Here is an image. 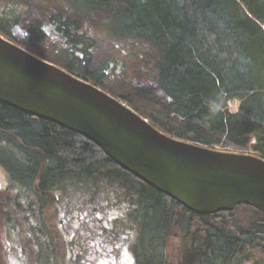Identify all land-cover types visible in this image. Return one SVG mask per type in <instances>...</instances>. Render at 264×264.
I'll return each instance as SVG.
<instances>
[{
  "label": "trees",
  "instance_id": "1",
  "mask_svg": "<svg viewBox=\"0 0 264 264\" xmlns=\"http://www.w3.org/2000/svg\"><path fill=\"white\" fill-rule=\"evenodd\" d=\"M0 35L122 98L174 138L250 148L264 159V0H0ZM121 70L149 112L107 85ZM233 99L240 102L235 113L227 109ZM0 166L28 187L38 183L36 192L53 180L119 178L140 203L135 264H165L168 242L177 257L166 264H264V210L238 203L230 211L195 212L85 136L2 101Z\"/></svg>",
  "mask_w": 264,
  "mask_h": 264
},
{
  "label": "water",
  "instance_id": "2",
  "mask_svg": "<svg viewBox=\"0 0 264 264\" xmlns=\"http://www.w3.org/2000/svg\"><path fill=\"white\" fill-rule=\"evenodd\" d=\"M0 101L77 132L119 166L202 214L264 210V159L174 138L124 102L0 35Z\"/></svg>",
  "mask_w": 264,
  "mask_h": 264
},
{
  "label": "rangeland",
  "instance_id": "3",
  "mask_svg": "<svg viewBox=\"0 0 264 264\" xmlns=\"http://www.w3.org/2000/svg\"><path fill=\"white\" fill-rule=\"evenodd\" d=\"M110 45L108 41L105 46ZM115 48L119 49L117 52L121 55H126L119 44ZM135 54L138 55L139 50ZM114 77L106 79L110 89L117 96L130 93L131 100L138 102L135 104L144 112H149L151 105L140 102L133 94L128 73L121 70ZM239 103L238 99L227 102L228 111L235 113ZM245 152L252 153L250 148ZM0 168L5 181V190L0 192V222L7 218V231L1 241L9 242L15 251L21 252L8 255V251L1 250L0 245V264H65L70 259L69 238L71 243L74 242L73 255L79 258L77 264H135L134 250L142 242L139 235L140 217L135 211L140 203L136 193L124 188L119 178L101 174L89 181L53 180L51 187L46 186L45 191L36 192L38 183L28 187L25 180L18 181L14 173L2 166ZM35 193L39 196L36 197ZM6 211L9 212L8 216ZM26 215L31 218L27 220ZM62 223V227H59ZM58 236H61L59 241L56 240ZM53 240L57 246L49 247ZM183 244L191 253L188 240ZM167 245L164 252L167 260L176 258L177 252L172 244L168 242ZM18 246L23 247L24 251Z\"/></svg>",
  "mask_w": 264,
  "mask_h": 264
},
{
  "label": "flooded vegetation",
  "instance_id": "4",
  "mask_svg": "<svg viewBox=\"0 0 264 264\" xmlns=\"http://www.w3.org/2000/svg\"><path fill=\"white\" fill-rule=\"evenodd\" d=\"M5 190V184H4V188L2 189V191H4ZM2 191H0V192H2ZM42 211V210H41ZM5 213H7L6 215L8 216V211H6ZM28 215H26V217H27ZM4 218H5V216H4ZM31 218V216H28L27 217V220H29ZM6 221H7V218L6 219H4L2 222H0V245H1V250H4V249H6L7 251H8V255H11V254H21V252L20 251H15L14 249H13V247H11L10 246V243L9 242H6V241H1V237L3 238L4 237V234H5V232L7 231L6 230V226H5V223H6ZM27 222H31V221H27ZM62 225H63V223L62 224H59V227H62ZM5 226V227H4ZM14 230H12L11 232H13ZM27 234V233H26ZM27 237H29V235L27 234ZM59 239H61V236H58L57 237V241H59ZM66 240V239H65ZM52 245H56L57 246V244H56V241L55 240H53L52 241V243L51 244H49L48 246L49 247H51ZM68 245H69V251H70V254L68 255V258L70 257V259H68V261H67V263H65V264H71V239L69 238L68 239ZM18 248L20 249V250H23L24 251V249H23V247H21V246H18ZM57 250V249H56ZM56 250H55V252H56Z\"/></svg>",
  "mask_w": 264,
  "mask_h": 264
},
{
  "label": "bare ground",
  "instance_id": "5",
  "mask_svg": "<svg viewBox=\"0 0 264 264\" xmlns=\"http://www.w3.org/2000/svg\"><path fill=\"white\" fill-rule=\"evenodd\" d=\"M61 16V15H60ZM18 38V37H17ZM19 39V38H18ZM97 145V144H96ZM102 149V148H101ZM103 150V149H102ZM114 161V160H113ZM115 162V161H114ZM116 163V162H115ZM117 164V163H116ZM55 179V178H54ZM244 204H246V203H244ZM250 205H252V204H250ZM253 206H255V205H253ZM235 207V206H234ZM233 207V208H234ZM257 207V206H256ZM259 208V207H258ZM261 209V208H260ZM232 210V209H231ZM263 210V209H262ZM230 211V210H229Z\"/></svg>",
  "mask_w": 264,
  "mask_h": 264
}]
</instances>
